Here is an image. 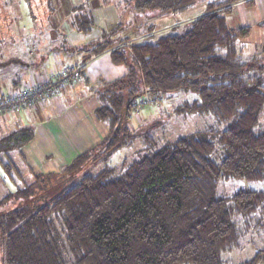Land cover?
<instances>
[{
	"label": "trees",
	"instance_id": "16d2710c",
	"mask_svg": "<svg viewBox=\"0 0 264 264\" xmlns=\"http://www.w3.org/2000/svg\"><path fill=\"white\" fill-rule=\"evenodd\" d=\"M24 1L26 10L17 24L23 28L28 23L24 27H33L35 35L58 37L61 45L69 32H92L94 1L113 5L118 14L114 26L81 46L56 49L80 53L82 63L108 50L110 60L123 63L126 73L93 84L99 103L94 114L108 133L59 172L35 173L21 155L33 138L32 127L18 125L0 137L5 191L0 205L15 204L0 211L2 264H225L228 253L256 235L262 246L236 264H264V188H240L228 200L216 195L223 181L264 180V129H256L264 109V54L239 61V38L251 26L230 27L226 21L235 2L251 6L252 0ZM199 3L205 9L186 30L152 40L154 19ZM130 12L153 21L133 24ZM256 25L264 26V19ZM26 29L21 32L31 35ZM138 33L151 34L143 42L123 44ZM29 41L27 54L30 44L35 46ZM1 58L0 53V67L21 63ZM60 82L56 94L43 97L60 94ZM178 91L196 95L179 111L209 113L226 124L217 139L224 151L221 160L211 157L207 129L110 164L118 149L137 138L144 145L155 142L151 128L156 125L129 122L135 100L147 95L152 102L151 96ZM7 97L0 95V102ZM99 161L98 172L78 178L86 165Z\"/></svg>",
	"mask_w": 264,
	"mask_h": 264
},
{
	"label": "crops",
	"instance_id": "0c3cea01",
	"mask_svg": "<svg viewBox=\"0 0 264 264\" xmlns=\"http://www.w3.org/2000/svg\"><path fill=\"white\" fill-rule=\"evenodd\" d=\"M200 11L201 9L185 10L177 14L175 23L183 19H192V16H196ZM92 14L95 20L92 32L87 35L76 31L69 32L64 45L59 43L58 37L52 38L46 32L35 35L37 31H34L33 27L27 30L24 26L28 23L23 25L26 33H34L33 36L31 34L25 37L26 47L32 37L31 41L36 43L38 48L33 57H28L27 62L20 60L24 78L20 77L13 81L15 92L22 87L29 88L51 81L52 72L63 66L82 67L79 79L59 84L60 94L37 100L18 113L0 115L7 131L15 129L18 125L33 128V138L22 146L20 153L35 173L59 171L76 155L98 144L108 133L106 124L94 114L99 103L93 84L99 79L110 81L121 77L126 73V66L123 63H112L108 50L84 63L80 62V53L61 50L65 47H78L91 39H96L101 30L115 23L110 8L106 9L99 3L93 5ZM263 17L264 0H254V4L248 7L242 2H236L231 12L226 15L230 27L251 26L247 35L239 38V58H242L241 53H244L246 45L253 42L256 43V49L259 48L260 55L264 54V27L256 25ZM162 20L157 22L158 27L174 25L172 19ZM24 21L23 19L21 23ZM57 46H61V49H56ZM7 93L0 92V95H8ZM27 108L30 113L26 112Z\"/></svg>",
	"mask_w": 264,
	"mask_h": 264
},
{
	"label": "rangeland",
	"instance_id": "374dc122",
	"mask_svg": "<svg viewBox=\"0 0 264 264\" xmlns=\"http://www.w3.org/2000/svg\"><path fill=\"white\" fill-rule=\"evenodd\" d=\"M0 2H2V4L0 5V53L2 56L1 59H7L13 56L15 58L22 60L23 62H27V59L29 58H28L27 47H26L27 41L25 40L26 35L21 32V30L23 29L21 25L17 24V16H20L22 18L21 15H23L24 11L26 10L25 1L24 0H1ZM237 2L243 3V1H237ZM252 2L254 4V0H252ZM96 3H97L96 1L93 2L92 8H93V5ZM103 6L106 7V9L110 8V12L116 23L118 21V14L113 8V5H103ZM194 9H201V11L196 16L194 17L192 16V19H194L195 17L203 13L205 9V4L199 3L189 8L188 10L194 11ZM137 14L138 15H136V13L134 14L130 12V16L129 14H127L128 15L127 18L128 19L131 18L130 21L133 24L135 22L136 23L138 22L150 23L151 21H153V18L145 19L139 16L141 13H137ZM176 17H177V14L171 15V16H161V17H157L156 19H154L155 29L152 31V34H153L152 40L157 38L159 35H163L168 32H175V31L182 32L186 30L188 27L189 21L192 19L191 18L183 19V20H180L179 23H175ZM163 18L172 19V21H174L173 23L174 25H171L168 27H164V26L158 27L157 22H159V20H162ZM261 19H264V17ZM114 24L111 25L109 28L114 26ZM261 27H264V26H261ZM132 29H134L133 25L129 29L130 33L135 32ZM150 34L151 33H145V34L138 33V35L131 36L123 44L128 45L130 43L143 42L147 39V37ZM31 40L29 41V43L31 42ZM34 44L37 47V44L36 43ZM39 45L41 46L40 43ZM36 47H35V50H36ZM241 55H242V58H239V61L241 62H248L252 59L253 56H256V57L263 56V55H260L259 48L256 49V43L254 42L248 44V46L246 45V48L244 49V53L243 54L241 53ZM239 56L240 55L238 53V57ZM22 66L23 65H21L20 62H15V63L10 64L7 67H0V92L2 93L8 92L7 93L8 96H11V97H7L6 99H4L3 102H0V115H7V114L10 115L13 112L18 113L19 111L24 110L26 108L25 107L26 105L24 106L20 102H16V103L7 102V100H10V99L12 101V99H14L15 97L13 96V94L15 93L14 91L15 88L13 87V81L17 78L19 79L20 77L24 78V75L22 74V69H23ZM70 67H79V66L72 65ZM80 68L81 67H79V70ZM71 80H76V79H68V80L61 81V82H67ZM23 88L25 87H22L18 91H16V94L22 91ZM151 97H153V100L152 102H149V103L142 102L143 99L148 98L147 95L143 96L142 100H140L141 99L140 97L139 99L135 100L134 104L132 105L130 109V121L129 122L133 126L141 124L143 125L144 128L146 126L148 127L149 125H156V126H153V128H151V131L155 137V142L144 145L141 139L137 138L132 143V145L118 149L111 157L110 164L117 165L125 157L128 159L137 158L139 155L152 151L155 146H160L167 140H174L175 138H178L184 134H188V133L195 132L198 130H207V129L211 131L210 139L213 143V151L211 153V157L216 162H219L221 160V158L224 155V151L217 139H218V135L220 131L225 128L226 124L217 122L215 118L209 113L179 111L181 105H183L186 101H191L192 99L196 97L194 93L178 91V92L162 94V95H159L158 97H155V96H151ZM38 100H41V98ZM26 112L30 113L29 108L26 109ZM34 112L35 110L33 109L32 113ZM23 116L24 118L26 117L25 114ZM256 129H264V109L259 118V122H258V125L256 126ZM140 131H144L143 128H141ZM8 132L9 131L5 129V123L1 121L0 119V137L5 135ZM102 165L103 163L100 161L86 165L80 171L78 178H81L83 175H86V174H94L98 172L100 168L102 167ZM0 174H3L1 168H0ZM240 188L263 189L264 180L250 181V182L246 180L223 181L219 183L217 187L216 195L228 200L231 198L232 194ZM4 194H5V191L4 189H2V184L0 182V197ZM14 205L15 204L10 201L4 202L2 205H0V211H5ZM261 223L264 225V215L262 216ZM261 233H262V230L260 231V234ZM262 244H263V241H262V238L259 237V235L253 236L252 240L249 238L245 239L243 242H241V245L238 249H234L232 250V252L226 255L227 259H226L225 264H236L248 258L254 253L255 249L258 247H261ZM0 264H2L1 249H0Z\"/></svg>",
	"mask_w": 264,
	"mask_h": 264
},
{
	"label": "built area",
	"instance_id": "2783aa9c",
	"mask_svg": "<svg viewBox=\"0 0 264 264\" xmlns=\"http://www.w3.org/2000/svg\"><path fill=\"white\" fill-rule=\"evenodd\" d=\"M35 51V46L33 44H30L28 55L31 56ZM52 78H54V81L50 82H43L42 84L35 85L33 87L29 88H23L22 91L17 93L14 97V99L7 100V102H20L22 105H27L28 103H34L38 99H43V96H48L52 94L57 93V87H55L56 81H65L68 79H79L80 78V70L79 67H62L59 72L56 74H52ZM143 103H149L151 102L150 99L145 98L142 100ZM18 103V104H20Z\"/></svg>",
	"mask_w": 264,
	"mask_h": 264
}]
</instances>
